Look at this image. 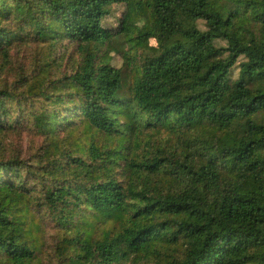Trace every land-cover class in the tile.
I'll return each instance as SVG.
<instances>
[{"label":"trees","instance_id":"1","mask_svg":"<svg viewBox=\"0 0 264 264\" xmlns=\"http://www.w3.org/2000/svg\"><path fill=\"white\" fill-rule=\"evenodd\" d=\"M119 33L127 91L98 53ZM64 40L79 60L54 77ZM7 131L39 152L6 154ZM46 216L57 264H264V0H0V264H46Z\"/></svg>","mask_w":264,"mask_h":264},{"label":"rangeland","instance_id":"2","mask_svg":"<svg viewBox=\"0 0 264 264\" xmlns=\"http://www.w3.org/2000/svg\"><path fill=\"white\" fill-rule=\"evenodd\" d=\"M126 11L127 7L124 3L112 5L110 13L102 19V25L112 31H118L121 26V20ZM134 23L140 26L142 22L137 18L134 20ZM134 33L135 31L132 33L133 36L136 35ZM115 38L116 39L110 43L109 46L106 45L102 47V50L98 53L100 55H104L111 65L122 69L125 81V90L127 91L132 78L136 73L135 67L136 65H139V62H137L138 60L134 57L133 50L129 51V58H125V56L122 57V51L128 50L132 44L123 36V33H119V35ZM146 43L147 45H155L156 41L153 38H149L145 44ZM220 44H223V42L220 41ZM111 47L113 48L111 49ZM45 50L46 48L37 44H28L11 50L12 62L8 67H6L4 72H14L15 70L17 71L18 68H24L25 70L30 69L35 66V60L40 57L41 53ZM137 51L140 52L141 49H138ZM53 54L57 61V64H55L56 70L53 74L54 77L64 74L65 72H70L74 68L76 61L79 60V52L76 48V44L69 43L67 40H64L60 44H56L53 49ZM81 129L80 124L76 133H81ZM163 130L164 129H162V131ZM61 134L64 136L66 133ZM2 136L6 154L13 155L16 153L25 159L36 155L35 153L39 152L38 148L43 143L42 135L29 131H21L20 133L7 131ZM157 139H161V142L155 140V137H152V141L154 143H161V147H167L166 133H164V131L160 133V136H158ZM115 171H117L115 173L116 177L121 176L123 173V167L121 165L117 166ZM54 225V220H52L51 217L46 216L44 218L43 238L45 245L43 246L42 257L44 258L46 264H57L54 243L59 241L60 234L56 232ZM136 262L149 264L148 262H145L142 259L140 260L133 255L129 256L127 259H123L119 264H136Z\"/></svg>","mask_w":264,"mask_h":264}]
</instances>
